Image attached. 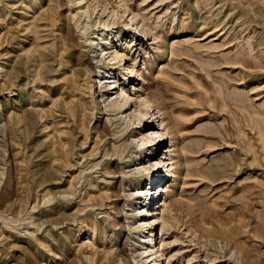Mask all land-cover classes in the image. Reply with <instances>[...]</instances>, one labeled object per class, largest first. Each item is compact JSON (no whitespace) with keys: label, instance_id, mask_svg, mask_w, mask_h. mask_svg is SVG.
Returning a JSON list of instances; mask_svg holds the SVG:
<instances>
[{"label":"rangeland","instance_id":"rangeland-1","mask_svg":"<svg viewBox=\"0 0 264 264\" xmlns=\"http://www.w3.org/2000/svg\"><path fill=\"white\" fill-rule=\"evenodd\" d=\"M69 1L0 0V264H151L150 235L160 264H264V0ZM101 31L121 60L96 63ZM94 66L109 99L147 94L140 123L109 121ZM161 120L155 148L129 145ZM147 148L172 157L158 181Z\"/></svg>","mask_w":264,"mask_h":264},{"label":"bare ground","instance_id":"bare-ground-1","mask_svg":"<svg viewBox=\"0 0 264 264\" xmlns=\"http://www.w3.org/2000/svg\"><path fill=\"white\" fill-rule=\"evenodd\" d=\"M82 1L83 0H70L69 1V4L71 5L70 7H72L73 9H76L77 10L75 12V15H78V13H79L78 10H81V3H82ZM119 1L121 2V0H119ZM86 10H87V8L84 9V10L82 9V12L86 13ZM126 16H128V15H126ZM134 16H135L134 14L131 15V18H129V21H131V19L134 18ZM100 20H102L101 14L99 16V21ZM143 22H144V19H143ZM103 24H104L103 27H107L108 28L109 27L108 26L109 25V19L108 20L107 19L106 20H103ZM112 24H114V22H112ZM134 24L135 23L126 22V25L127 26H130V27H132ZM31 27L33 29V34L32 35H33V42H34V44L36 46V50H38L39 48H43L44 46H41L39 44L40 43L39 41H41L42 37H44V35H45L46 30H48V29H46L47 26L46 25H42L39 22V23L32 24ZM40 32H43V35L40 34ZM104 34H106V33H104L103 31H101L100 38L99 39L100 40L104 39L106 41L105 42H96V45H98V46H97V48H95L93 50V52L96 54L95 56H93V58L96 60V63H101L104 60H108V61H111V60H117V61L118 60H121V53L118 50H114L112 52L111 51H108L109 50V47H107V45H106L107 42H108L107 41L108 38H106V39L103 38V35ZM91 41L92 40L84 39L83 41H77L76 42V44H75V50H76V53H77L76 54L77 57H79L80 55H83V53L85 51L83 48H85V47H87L89 49L91 48L92 44L95 43V42H91ZM33 50H35V48ZM25 53L26 52H24V54ZM64 53L66 54V51H63L62 50V51L59 52V54H57L58 55V58H59V66L62 65V57L65 55ZM73 55H74V53L71 54V55H68V56L70 57V56H73ZM76 60H79V59L76 58ZM95 68H99V67H95L94 66L93 73L95 74V76H99L100 75V77H98V80H97V83H99V89L101 91V94L99 93L100 96L98 94V96H99L98 101H99V103H100V101H101V103H105L104 104L105 110H108V111H111V112H115L114 114H112L111 116H109V121L110 122L112 120L115 121V122H117V121H125V124H126L125 127H128L132 123V120L135 123L134 118L136 117V124L137 123H140V121H141V118L140 117L141 116L143 117V116L146 115L145 110L147 109V107L149 105V98H148L147 94H145L144 92H142L139 89H136L134 92H131L132 94L130 95V94H127V92L124 90V88H121L119 93L114 92L115 96L114 97H111V99H109V96L113 94V90L116 89V86H117L116 85V82H117L116 76L115 75L113 76V74H114L113 72L108 73L107 70L101 71V73L99 74L98 71L95 70ZM121 68H123V67H121ZM125 68H128V67H125ZM11 69L12 68H10V70ZM10 70H8L7 75L9 74ZM129 71L131 73H133L134 72V69L133 68H129ZM63 72L66 73L65 69H63ZM122 74H124V73H122ZM70 75H66L64 80L66 82H72V83H74V77H72V76L70 77ZM67 77L69 79H67ZM129 98L130 99H134V102L136 101V103H134V104H136L137 109L134 110L135 111L134 114L133 113H130V111L126 107V104H127V101H128ZM66 103H67V105H69V107L73 106V100H68ZM80 103H81V100H80ZM80 105H81L82 110L84 111L85 110L84 103L82 102ZM160 127H161L160 129H156L155 131L153 130V128H149V130L147 131V133H143V131H140L138 134H133L132 135L133 136V141L128 142L129 140L126 139L128 141L125 140V142H128L129 145L135 144L136 146H139V145L141 146L142 144H145L147 141H149V142H153L152 145H154V148H155L156 145L159 144L160 141H162V139L160 138V137H162V133L161 132L162 131H165L166 133H168V128L166 127V125L164 124V122L162 120L160 122ZM62 130H64V129H60L59 130L60 131V135H61V133H63ZM148 134H149L150 137H148ZM153 134L155 135L154 137H152ZM132 136H130V137H132ZM123 148H126V147H123ZM154 148H152V149L151 148L150 149L147 148L146 149L147 151H149V154L144 155L143 159L140 161V164H143L145 161L147 163L150 162V161H153V163H154L153 164L154 171L151 172L152 173V178H153V180L158 181L161 178L160 177L161 176L160 174L163 173V167H166V171H167L168 170V166L169 165L170 166L172 165V162H171L172 157L171 156H168L167 155V152H163V154L161 155L160 158H159L158 155L156 157H154L155 156V153H156L155 150H154ZM168 151H169V149H168ZM123 153H124V150H121V153L120 154H123ZM54 158H55L56 161L58 160L57 157H54ZM54 158H53V160H54ZM65 162H66V159L61 162V165L63 166L64 164H66ZM142 167H143V165H142ZM157 168L159 170H161L162 172L159 171V170H157ZM132 171L133 170L129 169V170H126V172H124V173H131ZM162 190H163V188H161V191ZM153 192H155V191H153ZM153 192L145 190L146 195L152 193V194H150V200H152V201H153V199L156 198V195ZM140 193H144V191L142 190ZM131 195H132V193H131ZM152 203L155 204L156 203V200H154ZM159 209H160V207H159ZM168 210H169L168 205H167L166 202H164L162 204V208L160 210V212H161L160 216H158L159 215V212H157L155 210L154 211H151L150 215H154L151 218L152 221L153 222L159 221L158 219L160 218L161 226H165L168 223V221H169L168 220L169 217H168V215H166V213H167L166 211H168ZM143 223H147V220L146 221L144 220ZM168 226H169V223H168ZM140 242L143 244V246L141 247L143 249V251L141 252V254L136 255V256L138 258H140V259L141 258L149 259V263H151V264H160V262L157 261L155 258H150L151 256H153L154 253H156V251H155L156 249L154 250V252L152 251L153 250V247L155 246V241H153L152 235L145 236ZM161 253H162V251H161Z\"/></svg>","mask_w":264,"mask_h":264}]
</instances>
